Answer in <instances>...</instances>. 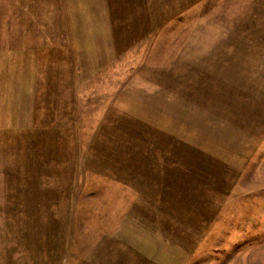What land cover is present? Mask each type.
Returning a JSON list of instances; mask_svg holds the SVG:
<instances>
[{"label": "rangeland", "instance_id": "374dc122", "mask_svg": "<svg viewBox=\"0 0 264 264\" xmlns=\"http://www.w3.org/2000/svg\"><path fill=\"white\" fill-rule=\"evenodd\" d=\"M0 264H264V0H0Z\"/></svg>", "mask_w": 264, "mask_h": 264}]
</instances>
